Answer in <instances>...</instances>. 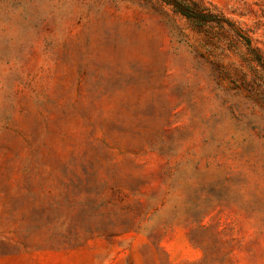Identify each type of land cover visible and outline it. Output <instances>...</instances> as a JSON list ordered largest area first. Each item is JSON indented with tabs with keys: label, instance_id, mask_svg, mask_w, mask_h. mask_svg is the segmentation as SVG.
I'll use <instances>...</instances> for the list:
<instances>
[{
	"label": "rangeland",
	"instance_id": "374dc122",
	"mask_svg": "<svg viewBox=\"0 0 264 264\" xmlns=\"http://www.w3.org/2000/svg\"><path fill=\"white\" fill-rule=\"evenodd\" d=\"M0 0V264H264V0Z\"/></svg>",
	"mask_w": 264,
	"mask_h": 264
},
{
	"label": "trees",
	"instance_id": "16d2710c",
	"mask_svg": "<svg viewBox=\"0 0 264 264\" xmlns=\"http://www.w3.org/2000/svg\"><path fill=\"white\" fill-rule=\"evenodd\" d=\"M160 1L165 5L172 7L175 13H178L189 20L196 21L201 18V16L199 18L196 9L192 8L190 5L182 3L179 0H160Z\"/></svg>",
	"mask_w": 264,
	"mask_h": 264
}]
</instances>
